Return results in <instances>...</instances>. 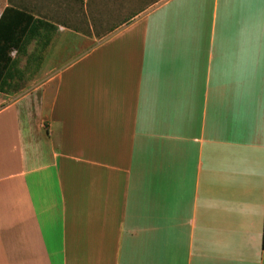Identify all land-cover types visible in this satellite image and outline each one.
<instances>
[{
	"label": "crops",
	"instance_id": "crops-1",
	"mask_svg": "<svg viewBox=\"0 0 264 264\" xmlns=\"http://www.w3.org/2000/svg\"><path fill=\"white\" fill-rule=\"evenodd\" d=\"M96 3L0 0V264H264V0Z\"/></svg>",
	"mask_w": 264,
	"mask_h": 264
},
{
	"label": "trees",
	"instance_id": "trees-1",
	"mask_svg": "<svg viewBox=\"0 0 264 264\" xmlns=\"http://www.w3.org/2000/svg\"><path fill=\"white\" fill-rule=\"evenodd\" d=\"M33 20L32 15L12 7L7 8L0 17V78L4 72H12V67L7 66L11 61L10 51L19 47L23 33Z\"/></svg>",
	"mask_w": 264,
	"mask_h": 264
},
{
	"label": "rangeland",
	"instance_id": "rangeland-1",
	"mask_svg": "<svg viewBox=\"0 0 264 264\" xmlns=\"http://www.w3.org/2000/svg\"><path fill=\"white\" fill-rule=\"evenodd\" d=\"M156 1L158 0H97L95 13L101 15L102 18L104 16L103 20L93 18L97 32L101 31L103 24L106 29H113L123 20L129 19L134 14L144 12Z\"/></svg>",
	"mask_w": 264,
	"mask_h": 264
}]
</instances>
